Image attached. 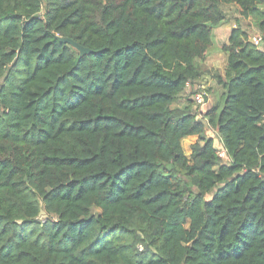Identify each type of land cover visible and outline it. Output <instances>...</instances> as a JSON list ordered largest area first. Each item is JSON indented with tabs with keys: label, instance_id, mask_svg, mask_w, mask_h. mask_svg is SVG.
<instances>
[{
	"label": "trees",
	"instance_id": "obj_1",
	"mask_svg": "<svg viewBox=\"0 0 264 264\" xmlns=\"http://www.w3.org/2000/svg\"><path fill=\"white\" fill-rule=\"evenodd\" d=\"M224 6L264 43V0H0V264H264V50L238 22L193 101Z\"/></svg>",
	"mask_w": 264,
	"mask_h": 264
},
{
	"label": "crops",
	"instance_id": "obj_2",
	"mask_svg": "<svg viewBox=\"0 0 264 264\" xmlns=\"http://www.w3.org/2000/svg\"><path fill=\"white\" fill-rule=\"evenodd\" d=\"M235 26L236 24L234 22L232 23L227 22V23H224V25L221 24L216 28L215 32L213 33V36H215V34L221 33L222 35H224V37L222 38V41L220 42L218 46H215L216 44L215 43L213 45V48L210 49L206 53V56H205L206 63H204V72L202 73L201 79L197 81L196 83H194L193 89L197 88L200 85L206 87L207 89H208V86L210 87L214 85V87H216L211 93L209 92L210 98L208 99V102L202 109L203 112H205L206 110L211 108L213 105H215L218 102L220 95L223 92L221 86L218 83V80L216 79L217 76H221V77L224 76V72L226 68L225 55L221 51V47L227 42V39L229 37L231 30L234 29ZM217 59L219 60L221 59L223 62L222 71H220L219 67L216 64ZM218 89H219V92H218Z\"/></svg>",
	"mask_w": 264,
	"mask_h": 264
},
{
	"label": "rangeland",
	"instance_id": "obj_3",
	"mask_svg": "<svg viewBox=\"0 0 264 264\" xmlns=\"http://www.w3.org/2000/svg\"><path fill=\"white\" fill-rule=\"evenodd\" d=\"M223 12H224V15L226 16L227 22H231V23L234 22L235 24H236V22H238L241 26H243V28L247 31V33L250 35V37H257L258 36V33H257V30H256L255 26L253 24H251L249 21L241 19L239 17V15H238V12H237L236 8L234 6H224L223 7ZM223 25H224V23H223ZM216 28H213L214 30H212V33L215 32ZM223 37H224V35H222L221 33L215 34V36H213V42H214V44L216 43L215 46H218L220 44V42L222 41V38ZM259 48L261 50H264V43H262ZM203 63H206V61L204 60ZM216 64L219 67L220 71H222V69H223V62H222V60L221 59L220 60L217 59L216 60ZM214 88H216V87H214V85L213 86H210V87L208 86V89H209L208 90V93L209 92L211 93L214 90ZM218 92H219V89H218ZM210 93H209L208 99L210 98ZM189 96H190V94L188 92L187 93H184L181 96V98L179 99L178 105L179 106H183L185 104V102H186V100H185L186 97H189ZM208 99H207L206 103L208 102ZM206 103H205V105H206ZM204 106H202L201 108H199L198 109V112L199 111H203L202 109L204 108ZM207 129H208L207 135L213 137L214 142H215V145L217 147H221V142L219 141V138H218L216 132L212 131L209 127ZM197 141H198V138L197 137H189V138L184 139L182 141L181 145H182L184 154L187 157H190L191 146L193 144H195ZM224 161H226V159H224Z\"/></svg>",
	"mask_w": 264,
	"mask_h": 264
},
{
	"label": "built area",
	"instance_id": "obj_4",
	"mask_svg": "<svg viewBox=\"0 0 264 264\" xmlns=\"http://www.w3.org/2000/svg\"><path fill=\"white\" fill-rule=\"evenodd\" d=\"M250 41L256 47H260V45L262 44V41L259 36L251 37ZM206 89H207L206 87L201 86V85L197 87L196 89L197 92L193 95L194 106L196 108H201L202 106L205 105L209 97ZM220 155H223V150L221 151Z\"/></svg>",
	"mask_w": 264,
	"mask_h": 264
},
{
	"label": "water",
	"instance_id": "obj_5",
	"mask_svg": "<svg viewBox=\"0 0 264 264\" xmlns=\"http://www.w3.org/2000/svg\"><path fill=\"white\" fill-rule=\"evenodd\" d=\"M57 40L60 43L67 44L70 47H72L74 50H76L79 53L80 56L87 55L90 52L89 49L80 46L78 43H76L75 41H73L70 38L57 37Z\"/></svg>",
	"mask_w": 264,
	"mask_h": 264
}]
</instances>
